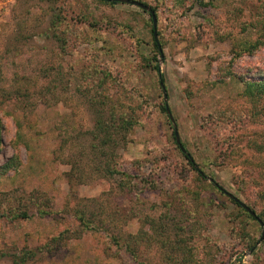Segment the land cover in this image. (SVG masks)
Returning a JSON list of instances; mask_svg holds the SVG:
<instances>
[{"label":"rangeland","instance_id":"374dc122","mask_svg":"<svg viewBox=\"0 0 264 264\" xmlns=\"http://www.w3.org/2000/svg\"><path fill=\"white\" fill-rule=\"evenodd\" d=\"M134 1L157 10L160 54L137 6L0 0V264L28 251L26 264H264V226L211 186L264 218V96L243 82L264 75V45L244 52L264 43V0ZM112 116L136 121L118 168L157 187L135 201L95 170L91 132Z\"/></svg>","mask_w":264,"mask_h":264},{"label":"trees","instance_id":"16d2710c","mask_svg":"<svg viewBox=\"0 0 264 264\" xmlns=\"http://www.w3.org/2000/svg\"><path fill=\"white\" fill-rule=\"evenodd\" d=\"M99 1L106 3V4H112V5L115 4V3L107 2L105 0H99ZM191 1L193 2V4H195V3L199 4L201 7L213 6L212 0H209V1L208 0H191ZM152 11L154 12L155 17L157 18V10L155 8H152ZM151 18H152V15H151ZM152 22H153V20H152ZM153 32H154V29H153ZM158 35H159V33H158ZM261 45H264V43L257 42L253 45H250V46H248L246 44L244 52L251 53L254 50L258 49ZM154 46H155L156 50L158 51V53L160 54L162 51H161L159 45L157 44L155 37H154ZM154 68L156 71H158V72L160 71L159 64H156ZM243 82L246 85V94L248 96H250L252 98L264 96V75L252 78L250 80H244L243 79ZM159 84H160L162 90H164L163 88L165 87V78L163 75H160ZM167 108H168L167 105L165 107H163V112H165L169 115L170 113H168ZM134 118L135 117H132V118L130 117L127 119H122L121 121H117L114 116H112L111 119H103L102 118L97 122L96 129L93 132H91L93 134L94 140H100L99 145L94 144L92 146V150H94L93 151L94 157H96V160H99L98 165L95 166V170L97 172L101 173L103 176H105V178L112 179V178H115L116 176L125 177L124 180L126 181V183L128 181V183H127L128 185H126L124 182H122L120 186L123 189L122 191L125 194L130 195V198H132V201H135V199H138V196L141 193H143L144 191L151 190V189L155 190L157 188L149 180H144V181L141 180V182H140L141 184L137 183V185L131 184V181H130L131 177L127 173H123L118 168V163L115 161V155L118 152V147L120 146V143L118 142L117 137L122 131H124V130L131 131L133 129V126L136 123ZM176 132H177V130H174L173 135L175 137V141H176L177 145L179 146L181 153H183L185 158L188 160V164L199 175V177L201 179H205L206 177H205L204 172L198 168V166L195 163V161L193 160L192 156L185 149V146L181 142L178 143ZM183 148L186 151H184ZM18 164L19 163H18L17 158H14V160H11L6 164V166L3 168V170H8L12 167L15 168ZM71 164H72L71 165L72 169H71V172L69 174L70 181L82 180V176L80 177L78 174H75V173H78L77 171H80L78 164L72 163V162H71ZM211 186L213 188H215L219 193L227 195L226 194L227 191L225 189H223L215 181L212 182ZM227 196L229 197V195H227ZM262 196H264V193L262 194ZM230 200L234 205L238 206L239 208H242V210L247 214V216L251 220H257V218H254L252 215H250L235 200H233L231 198H230ZM253 211L256 213L257 217L260 218V220H262L264 222L263 214L257 213L255 210H253ZM41 214L48 215L49 213H44V211H43ZM76 214H77V218L79 219L83 229H85V230H94L95 229V226L93 225V223L87 221V219H86V217L82 211L77 210ZM142 238L143 237H141L140 235H137L134 237L130 236V240L126 242V247H127L128 252H129V255L131 256V258L134 261H137L139 259V249H138L139 246L138 245H139L140 239H142ZM62 239H63V235L58 236L56 238H53L52 241L59 242ZM148 244L149 243H147L146 246ZM248 248L250 251H253V254H257L258 251H257V248L255 247V244H251L250 247H248ZM28 255H30V257H33L35 254L33 253V251L24 252L22 257L15 255L12 258V261L14 262V264H26L27 260H28L27 259Z\"/></svg>","mask_w":264,"mask_h":264},{"label":"water","instance_id":"95a60500","mask_svg":"<svg viewBox=\"0 0 264 264\" xmlns=\"http://www.w3.org/2000/svg\"><path fill=\"white\" fill-rule=\"evenodd\" d=\"M107 2H111V3H115V4H118V3H123V4H130V5H134V6H137L139 7L140 9L150 13L152 15V20H153V29H154V37H155V40L157 42V44L159 45L160 47V43L158 41V32H157V19L155 17V14L154 12L152 11L151 7L148 6V5H145L139 1H134V0H105ZM161 49V47H160ZM164 91L166 90V88L164 87L163 88ZM167 111L168 113H170V109L167 108ZM172 119V117H171ZM173 121V119H172ZM174 126L176 128V125L174 123ZM176 136H177V141L178 143H180V139H179V136H178V133L176 132ZM184 151H186L184 148H183ZM212 182H214V180H211ZM227 195H229V197L233 200H235L237 203H239L241 205V207H243L250 215H252L254 218H257V221L260 223L261 226H264L263 222L257 217L256 213L252 211V209L250 207H248L245 203H243L240 199H238L237 197H235L234 195L226 192ZM264 238V231H263V235H262V239Z\"/></svg>","mask_w":264,"mask_h":264}]
</instances>
